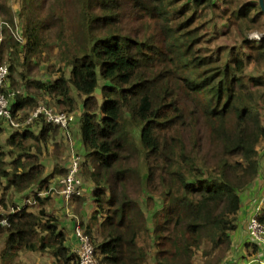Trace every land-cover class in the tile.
<instances>
[{
	"label": "trees",
	"instance_id": "1",
	"mask_svg": "<svg viewBox=\"0 0 264 264\" xmlns=\"http://www.w3.org/2000/svg\"><path fill=\"white\" fill-rule=\"evenodd\" d=\"M221 1L21 0L16 14L11 0H0L13 115L28 116L45 95L54 110L71 114L82 98V169L96 202L84 233L98 264H195L205 249L204 264H232L243 195L261 170L264 11L259 0ZM209 12L228 20L238 45L212 46ZM47 60L55 76L31 79L32 61ZM20 67L27 69L19 74L23 90ZM30 86L41 99L25 93ZM6 126L2 259L25 250L49 252L54 264H81L59 219L47 214L48 197L36 195L39 212L7 205L10 192L46 184L42 145L59 126L44 116L24 129L0 119V134ZM257 217L264 224V209ZM251 244L256 264H264V248Z\"/></svg>",
	"mask_w": 264,
	"mask_h": 264
},
{
	"label": "crops",
	"instance_id": "2",
	"mask_svg": "<svg viewBox=\"0 0 264 264\" xmlns=\"http://www.w3.org/2000/svg\"><path fill=\"white\" fill-rule=\"evenodd\" d=\"M54 76L55 75H48L46 72V75L42 78H39V76L36 78L47 80ZM30 78L34 79L35 77L32 75ZM20 79L24 80L22 77H20ZM25 93L31 97L37 95V99L41 97L38 95L34 86H30L27 90H25ZM44 97V101L54 107H57L51 97L46 95ZM82 114V98L78 97V108L75 112L71 113L72 121L68 128L59 127L57 134H54L53 131L48 133L47 144L46 146L42 145V161L46 166V184L41 188L36 187L33 190L25 191L23 193L12 192L10 196L11 202L16 206L28 207L29 205H34L38 208V212L41 210V207L36 202V195L39 194L42 197H48L49 201L46 203L47 213H51L61 220L60 228L67 234V243L75 250L81 243L80 238L76 234V228L80 227L84 231L85 226L89 224L90 218L96 209L94 197L95 186L92 181L88 180L84 176L83 169H81L79 174V178H81L82 183V195L77 198L67 200L62 194V190L64 188L63 179L68 173L72 156L79 155L82 159V164L85 159V147L79 131L80 118ZM75 115H77V118ZM9 130L10 129L7 128V126L4 128V131L0 134L1 142H6L11 133ZM32 130L36 135L42 133L41 125H33ZM33 142L34 140L29 141V143ZM261 155L260 174L253 185L247 189L243 195L244 204L239 215V227L232 236L233 249L230 253L231 255L229 256L231 263H235L237 261L235 258H232L233 253H236L233 255L234 257L240 255L239 257L241 258V261L243 260L246 262V251H250V245H252L251 242H253V239L247 231V222L254 214L261 212V210L264 209V200L261 199L264 195V154L261 153ZM0 193L2 194L1 191ZM78 202L79 207L76 208ZM40 257L41 255L38 258L40 259ZM255 261L257 262L258 259L256 258ZM51 264H54L53 260L51 261Z\"/></svg>",
	"mask_w": 264,
	"mask_h": 264
},
{
	"label": "built area",
	"instance_id": "3",
	"mask_svg": "<svg viewBox=\"0 0 264 264\" xmlns=\"http://www.w3.org/2000/svg\"><path fill=\"white\" fill-rule=\"evenodd\" d=\"M256 37L260 38L259 35ZM2 40L3 36L0 34V43ZM9 73V64L7 62H0V119L9 121L15 128L24 129L27 126H31L39 117L44 116L49 123L61 128H68L72 121L71 114L56 111L45 104H41L36 109L32 110L23 120L16 118L13 115L9 98L4 93ZM80 170L81 157L79 155H73L68 168V173L63 179L64 188L62 190V194L67 200H71L82 195V183L81 178H79ZM257 214L258 212L249 219L247 223V231L251 238L264 248V224L259 221ZM76 234L81 240L79 247L76 249V252L80 257L81 264H98L96 251L90 238L80 227L76 228Z\"/></svg>",
	"mask_w": 264,
	"mask_h": 264
},
{
	"label": "rangeland",
	"instance_id": "4",
	"mask_svg": "<svg viewBox=\"0 0 264 264\" xmlns=\"http://www.w3.org/2000/svg\"><path fill=\"white\" fill-rule=\"evenodd\" d=\"M20 2H21V0H11V4H12L14 12L16 14H18V12L20 10ZM216 2L219 5L222 3L221 0H216ZM205 19L210 20V24H209L208 29L210 30V38L212 37V40H213L211 43L213 47L219 46V45L220 46H228V45L233 46L235 44L238 45L240 43V39L237 36L233 37V36H230L227 34L228 24H229L227 19H225V18L224 19L214 18L213 14L211 12L206 13ZM2 21H3L2 15L0 14V34L2 32ZM17 22L21 26V20L19 18H17ZM253 32H255V33H252V32L250 33L251 38L258 40V38L256 36H258L259 34L256 33V31H253ZM0 46H1V44H0ZM0 62H7L8 64H10V61L7 60V58H3L2 56L0 57ZM54 62L52 64H54ZM48 65H50V62H48V60L41 63L40 65H36L35 61H32V64H31V67L33 68L32 75L34 77L39 76V78H42L44 75H46V72H49V70L47 69ZM26 71H27L26 68L20 67L19 72L15 73V78L20 83V87L22 90H23V88H22L23 81L20 79L19 74H20V72H26ZM45 102L46 101L42 100L40 105L46 104ZM50 107L53 108L54 106L51 105ZM54 108L56 109V107H54ZM57 111H60V110L57 109ZM27 113H28V111L19 112V114H18L19 119L20 120L25 119L27 117ZM75 116L77 118V115H75ZM263 118H264V111H263ZM260 150H261L262 154H264V143L262 144ZM81 167H82V159H81ZM80 172H81V170H80ZM0 191L2 192V190H0ZM12 192H10V194H12ZM1 196H2V194L0 193V199H1ZM261 199L264 200L263 197H261ZM9 201H11V198H10V200L7 201V205L9 206V208L11 210L13 206H12V203ZM28 207L31 210L38 212V208L35 207L34 205L33 206L29 205ZM5 212H7V209L4 206H1L0 213H5ZM48 215H52V214L50 213ZM59 221H61V220L59 219ZM95 235H96V231H95ZM253 242H255V241H253ZM3 247H4V241L0 240V264H51L52 260L54 263V258L49 252H41V253H43V254H41L39 251H25V250H19L17 255H15L14 257H12L8 260H3L1 257V252H2ZM206 251H208V249L201 250L198 252L197 258L195 260V264H204V259H205L204 254ZM246 252H247V254L245 253L246 254V262L243 260L241 261V258L239 257L240 255H238L237 257H234L233 255H235L236 253L232 254V258H235V260H237L236 262L239 264H256L255 247L253 245H250V251L247 250ZM40 255H41V257L39 259L38 257ZM229 255H231V254L229 253ZM235 263L233 262L232 264H235Z\"/></svg>",
	"mask_w": 264,
	"mask_h": 264
},
{
	"label": "water",
	"instance_id": "5",
	"mask_svg": "<svg viewBox=\"0 0 264 264\" xmlns=\"http://www.w3.org/2000/svg\"><path fill=\"white\" fill-rule=\"evenodd\" d=\"M259 4H260L262 10L264 11V0H259ZM97 92L100 94L101 93V90L98 88L97 89Z\"/></svg>",
	"mask_w": 264,
	"mask_h": 264
}]
</instances>
